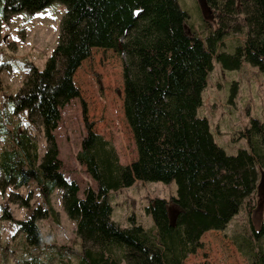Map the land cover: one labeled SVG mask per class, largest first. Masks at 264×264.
Segmentation results:
<instances>
[{
	"label": "trees",
	"instance_id": "obj_1",
	"mask_svg": "<svg viewBox=\"0 0 264 264\" xmlns=\"http://www.w3.org/2000/svg\"><path fill=\"white\" fill-rule=\"evenodd\" d=\"M56 2L67 12L55 50L43 70L29 66L23 88L8 97L13 114L28 112L30 121L42 127L47 142L42 158L28 134L9 130L10 110L0 109V136L6 142L0 153V190L34 182L44 200L29 219L15 222L28 246L45 247L39 222L57 217L51 197L60 190L82 241L78 264H186L202 247L204 234L225 231L239 215L264 170V122L251 120L241 134L249 149L231 156L216 143L209 121L198 115L214 60L225 70L247 63L264 72V0H205L218 22L211 31L212 25L204 24L210 33L205 38L187 31L189 15L178 0H0V19L22 12L33 16ZM232 34L243 35L244 43L233 54L220 52ZM93 49L126 56L124 110L137 159L122 165L112 142L95 133L85 117L77 160L97 189H87L81 199L79 184L62 171L55 131L62 108L80 96L74 77ZM237 94L235 84L231 103ZM137 181L177 185V197L151 199L146 209L156 233L134 214L129 228L112 219L111 192ZM32 199V193L26 198L16 193L12 202L29 208ZM171 205L177 208L174 219ZM3 218L14 221L7 209ZM263 244L264 224L247 241L244 254L251 264H264Z\"/></svg>",
	"mask_w": 264,
	"mask_h": 264
},
{
	"label": "rangeland",
	"instance_id": "obj_2",
	"mask_svg": "<svg viewBox=\"0 0 264 264\" xmlns=\"http://www.w3.org/2000/svg\"><path fill=\"white\" fill-rule=\"evenodd\" d=\"M178 2L189 15L186 26L189 33L195 32L205 38L209 36V31L218 28L217 16L205 0ZM66 12V6L56 2L33 16L22 12L0 19V109L10 110L9 130L28 134L39 144L41 157L47 148L42 127L30 121L28 112L13 114L8 97L23 88L30 75L29 66L39 70L45 68L58 44L61 22ZM206 23L212 25L209 31L204 30ZM244 41L243 35L232 34L220 46V52L233 54ZM126 60L124 54L114 50L93 49L90 58L81 64L74 77L80 96L61 110L62 119L55 137L63 162L62 170L69 180L79 183L82 189L80 197L90 187L96 189V185L84 175L85 168L80 169L77 160L81 142L86 136L85 117L93 124L95 133L112 142L120 159L126 163H133L137 159L134 136L124 110ZM213 65L198 115L209 121L216 143L227 154L235 156L240 150L249 149L247 140L241 138V134L250 126L251 120L264 122V72L247 63L234 71L225 70L217 60ZM235 84L238 94L231 103ZM3 140L0 136V153L6 144ZM2 177L0 173V181ZM16 193L23 198L32 193L31 207H21L12 202ZM173 197H177L176 183L139 182L131 189L111 194L110 198L115 206L114 218L122 228L130 227L129 217L133 214L140 225L149 228L153 223L146 212L150 200H170ZM39 206H44V200L34 182L21 189L11 186L0 190V264H27L33 259H38V264H78L76 255L82 251V241L77 235V223L65 211L60 190L52 197V207L57 217L39 222L46 246L41 249L28 246L26 235L15 221L29 219ZM5 209L14 221L3 218ZM176 212V206L171 205L172 219ZM263 224L264 170L260 169L255 195L247 200L225 231L204 234L202 247L186 264H251L244 254L249 251L247 241L251 239L253 229L260 230Z\"/></svg>",
	"mask_w": 264,
	"mask_h": 264
},
{
	"label": "crops",
	"instance_id": "obj_3",
	"mask_svg": "<svg viewBox=\"0 0 264 264\" xmlns=\"http://www.w3.org/2000/svg\"><path fill=\"white\" fill-rule=\"evenodd\" d=\"M82 143V142H81ZM2 152V151H1ZM39 155H40V151H39ZM120 157V156H119ZM40 158H42L41 157V155H40ZM121 161V164L122 165H131L132 164V162H130V163H126L125 161H123L122 159H120ZM79 163V162H78ZM80 165V164H79ZM80 169H82V170H84V167H82L81 165H80ZM63 171V170H62ZM85 171V170H84ZM65 175V174H64ZM84 175H86V176H88V178H89V182H91L92 184L94 183L95 185H96V183L91 179V177L87 174V173H85L84 172ZM66 177V176H65ZM68 180H69V178L68 177H66ZM70 181H73V180H71L70 179ZM139 183V181H137L136 183H135V185H137ZM79 184V183H78ZM92 184H91V186H92ZM134 185V186H135ZM80 186V185H79ZM133 186V187H134ZM133 187H131V188H133ZM90 188H92V189H94V190H96L97 189V187H96V189L95 188H93V187H90ZM131 188H127V189H124V190H121V191H118V192H111V194H115V193H120V192H123V191H125V190H128V189H131ZM58 191V190H57ZM82 191V189H81V187H80V192ZM79 192V193H80ZM85 192H86V190H85ZM85 192H84V196L83 197H80L81 199H84L85 198ZM55 194V193H54ZM53 194V195H54ZM53 195H52V197H53ZM52 197H51V203H52ZM111 199V198H110ZM163 199V198H162ZM164 199H166V198H164ZM166 200H168V199H166ZM111 205H112V207H113V215H112V219L117 223V221L115 220V206H114V203L113 202H111ZM146 230H148V231H154V233H156V230H155V224H154V221H153V223H150V226H149V228H145Z\"/></svg>",
	"mask_w": 264,
	"mask_h": 264
}]
</instances>
